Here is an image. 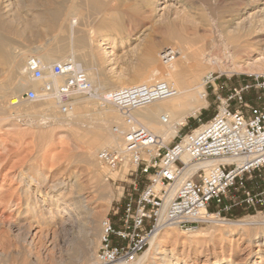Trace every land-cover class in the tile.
I'll use <instances>...</instances> for the list:
<instances>
[{"label":"rangeland","instance_id":"rangeland-1","mask_svg":"<svg viewBox=\"0 0 264 264\" xmlns=\"http://www.w3.org/2000/svg\"><path fill=\"white\" fill-rule=\"evenodd\" d=\"M71 1L64 3L70 4ZM114 1L115 6L119 1L118 7H113L114 3L110 2L109 9L99 14V18L91 15L94 19L92 37H87L89 26L76 28L80 31L76 34L86 36L88 43L78 50L80 59L70 57L75 62L83 58V66L88 67L85 71L88 78L96 80L99 73L112 86L136 84L150 69L148 60L159 70L166 69L160 54L169 48L180 52L199 48L205 57H221L218 65H208L207 58L204 59L200 75L207 81L204 83L207 106L185 119V125L179 126L180 134L199 126L213 115L212 86L219 87L224 81L226 85L221 90L225 92L231 86L251 83L248 74L264 70V0ZM127 4L130 7H126ZM80 12L84 16L89 14L84 7H80ZM104 16L106 20L118 18L117 25L109 21H105L103 26L98 24ZM33 29L40 36L29 40L30 44L45 42L55 34L61 35L56 28L49 30L40 24ZM18 40L16 50L24 49L26 43ZM113 42L117 43L113 53L103 54ZM221 42L227 47L224 48ZM154 49L157 50L152 51ZM87 59L94 61V67L98 68L89 69L90 61ZM86 61H89V66ZM4 66L0 64V82L6 77ZM166 78L164 75L157 80ZM27 89L35 90L32 87L22 90V101ZM105 91L108 87L102 92ZM246 99L255 101L256 91L246 92ZM39 103L42 100H26L20 112L12 109L0 111V264L133 263L122 260L100 263L95 254L101 221L106 216L111 221L119 219L124 200L137 196L146 182L145 175L134 171L129 158L108 171L97 159V152L106 145L93 148L92 161L84 159L81 140L65 123H42L45 120L37 114ZM93 103L103 108L111 106H101L96 99L89 102L94 108ZM111 125L116 126L113 122ZM171 139L169 137L163 142L168 143ZM262 179V172L253 173L246 180V186L258 192L264 188ZM61 181L70 184L68 192L62 193V205L72 203L76 196L79 199V207L70 216L59 211L57 214V207L41 200L45 193L51 191L52 185ZM237 194H241L240 188H232L224 202L231 203V196ZM49 195L54 199L57 192ZM221 205L211 202L209 209H217ZM252 215L264 216V208H244L232 215L223 212L219 218L224 220L207 219L194 224L190 230L175 224L165 225L156 231L155 241L160 251L156 256L166 253L172 264H179L182 259L189 264H264V226L249 222H244L243 227L235 224L241 219L249 220ZM148 248L149 239L144 251ZM154 257L150 259L151 255L147 256L139 264H161Z\"/></svg>","mask_w":264,"mask_h":264},{"label":"built area","instance_id":"built-area-1","mask_svg":"<svg viewBox=\"0 0 264 264\" xmlns=\"http://www.w3.org/2000/svg\"><path fill=\"white\" fill-rule=\"evenodd\" d=\"M174 56L172 48L160 54L164 64ZM25 68L32 79L44 80L39 95L32 89L24 92L23 98L28 101L51 97L58 110L68 114L76 98L96 96L86 72L73 59L48 66L29 55ZM248 76L251 83L231 86L225 92L221 90L226 85L224 81L219 87L211 85L215 104L213 115L183 134L178 128L168 143L135 123L129 112L176 95L178 90L173 82L158 80L150 85H128L98 97L101 106L115 105L125 122V126L113 127L115 132L122 134L123 145L100 149L97 152L99 163L112 171L129 158L134 171L146 177L137 196L124 200L116 225L107 216L101 221L95 254L98 262H133L148 245L149 236L165 225L175 224L190 230L194 224L207 220L210 214L220 217L221 213L231 212L241 205L243 209L264 208V188L254 192L246 186V180L257 172H262L264 182V104L254 105L245 100V93L251 89L256 91L257 101L264 100V70ZM57 77H61L62 82L55 85L51 79ZM161 119L166 121V116L162 115ZM226 159H237V162ZM209 161L213 163L207 170L198 168L190 176L183 177L188 165ZM175 184L178 185L167 200ZM236 187L241 194L231 196V203L224 202L230 190ZM211 202L222 205L209 209ZM114 237L119 241H113Z\"/></svg>","mask_w":264,"mask_h":264},{"label":"bare ground","instance_id":"bare-ground-1","mask_svg":"<svg viewBox=\"0 0 264 264\" xmlns=\"http://www.w3.org/2000/svg\"><path fill=\"white\" fill-rule=\"evenodd\" d=\"M64 2H66V0H0V64L5 65L4 67H6L5 80L0 82L1 112L10 109L18 112L22 104L26 102V99H23L24 101H22L20 92L27 87H32L33 89H35L38 95L41 92V86L44 80L32 79L25 68L26 57L29 56V54L34 55L41 61L42 64L48 66L49 63H53L54 61H66L72 59L70 57L71 55L73 57L77 56L78 50L85 47L86 43H88L85 39L86 36L83 37L82 35L76 34V32H80L77 31L79 29V26H89V28L87 27V31H85L88 35L87 37H92L91 26L93 25L94 19L91 15L94 14L99 18V14H102L104 10L108 8V3H114L115 1L72 0L70 4H66ZM118 2L119 1H117V3ZM117 3L116 6L114 3L113 7H118L119 4L117 6ZM80 7H84L86 10H88L89 14L85 16L82 15L80 12ZM126 7L130 6L128 5ZM28 14H30V16H27ZM104 18L105 16L103 17V19ZM103 19H100L98 23L101 24V26H103L102 24H106L105 21H109L108 23L111 22L112 24L117 25L118 18H111L109 20H106V18L105 20ZM36 24L43 25L45 29L56 28L59 33H61V35L55 34L46 39L47 41L45 42L38 41V43L30 44L32 38H37L38 36H40L37 31H34L33 29L36 28ZM221 33H223L222 29ZM220 36L223 37L222 34ZM18 38L19 40L22 39L23 43H26L24 49L21 47L20 49L16 50ZM229 38H231V36H229ZM221 43L223 44L224 48L227 47L226 43ZM116 47L117 43L113 42L112 45H108L106 47V49L103 51V54L109 55L113 53V50ZM235 47L238 46L236 45ZM155 50L157 49H154L152 51ZM148 52L150 53V50ZM174 52L175 56L173 60H171L167 64L163 63L166 69H161L162 71L159 70V68H157L156 66H153L151 63L149 64V60L147 59V65H150V69L145 73V75L143 73L144 77H142L141 82L132 84L135 87L142 86L143 84L150 85L152 84L151 81H155L166 75L167 78L162 80L173 82V84L176 86L178 90L176 95L155 100L143 107L132 109L129 112V115L135 123L142 125L151 133L160 136L164 141L176 134L179 126L185 122V119L188 116L194 115L201 108L207 106V101L205 98L206 92L204 89L205 81L200 75V69L204 64V59L207 58L206 60L208 62V65H218L221 63V57H205V53L203 54V51L199 48H192L187 52H180L177 49L174 50ZM78 56L77 59H80V56ZM80 61L76 62L77 65L84 71H87L88 67L86 69V66H83V58ZM89 61L90 66L88 65ZM89 61H86L89 69L98 68L94 67V61ZM172 77L174 79H172ZM89 80L93 86L96 96H84V98H76L74 108L70 113H61L58 110L54 99L51 97H45L44 99H42V103H39V110H36L37 114L39 113L38 116H41L39 118L45 120L42 121V123H45V125H61V123H65V125H67L71 129L73 134L81 140V156L87 160L89 158L91 159L93 153L92 151L95 147L106 145L107 147L109 146L113 148H121L124 142L123 136L120 132H115L113 130L114 126H112L111 123L113 122L117 126H125L124 117L121 111L115 105L110 104L111 106H108V108L98 107L94 103L93 104L96 106L95 108L89 105V102L91 100H98V97L100 95L107 92H102L104 88L108 87L109 91L117 89V87L121 88L125 86H112V84L109 83L108 80L106 81V78H104L103 75L100 76L99 73H97L96 80H92L90 78ZM51 81L53 84L57 85L62 82V78H53L51 79ZM66 115L67 117H65ZM162 115L166 116V121H162ZM32 116L38 117L37 115ZM39 122L40 121H38V123ZM92 160L93 158L91 159V161ZM225 161L237 162V159H226ZM212 163V161H209L196 165H188L183 174V177L190 176L198 168L207 170L209 166L212 165ZM177 185L178 184H175L170 189L167 200L171 197ZM69 186L70 184L66 181L57 182L50 187V192H57V197L52 199V197L49 195L50 192H48L44 194L45 197L41 200L43 202H48V205L51 207H57V211H55L57 214L59 211V213L61 212V214L70 216L71 212L76 211L79 207V199L76 196L72 203H65V205H62V193L66 194L69 190ZM36 191H38V189ZM249 218V220L241 219L240 221H237L238 223L235 222V224L243 227L244 222H249L252 224L264 226V216L252 215L249 216ZM207 219L214 221L224 220L223 218H219L213 214H210ZM81 222H84V220H81ZM230 225L231 223L229 224V226ZM157 233L158 232L153 233L151 236H149L150 238H148L150 248L146 249L143 254L140 255L136 259V261H133V263L131 264H139L141 260L150 255V259H152L155 255L154 258L161 262V264H172L171 258L166 253H162L161 255L156 256V254L160 253L158 249L159 246L155 241V236ZM180 263L189 264L186 263L185 259L179 261V264ZM214 264L220 263L215 262Z\"/></svg>","mask_w":264,"mask_h":264},{"label":"crops","instance_id":"crops-1","mask_svg":"<svg viewBox=\"0 0 264 264\" xmlns=\"http://www.w3.org/2000/svg\"><path fill=\"white\" fill-rule=\"evenodd\" d=\"M224 84H226V82H224ZM239 85V84H238ZM235 86V85H234ZM245 100L246 101H248L247 99H246V93H245ZM249 103H251V104H254V105H262V104H264V100L263 101H257L256 99H255V101L253 100V101H248ZM246 113H247V110L245 109L244 110ZM186 121V120H185ZM233 209H235V210H242L243 208L242 207H235V208H233ZM232 209V210H233ZM117 220L116 221H113V223L116 225L117 224ZM113 241H115V242H118L119 240L117 239V238H113Z\"/></svg>","mask_w":264,"mask_h":264},{"label":"trees","instance_id":"trees-1","mask_svg":"<svg viewBox=\"0 0 264 264\" xmlns=\"http://www.w3.org/2000/svg\"><path fill=\"white\" fill-rule=\"evenodd\" d=\"M239 212H241V210H235L233 209L231 212H229L230 215H232L233 213L238 214Z\"/></svg>","mask_w":264,"mask_h":264}]
</instances>
